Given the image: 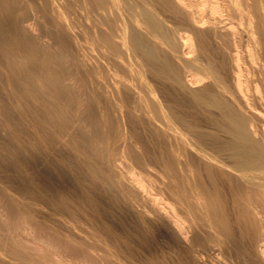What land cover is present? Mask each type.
Masks as SVG:
<instances>
[{
	"label": "bare ground",
	"instance_id": "bare-ground-1",
	"mask_svg": "<svg viewBox=\"0 0 264 264\" xmlns=\"http://www.w3.org/2000/svg\"><path fill=\"white\" fill-rule=\"evenodd\" d=\"M0 264H264V0H0Z\"/></svg>",
	"mask_w": 264,
	"mask_h": 264
},
{
	"label": "rangeland",
	"instance_id": "rangeland-1",
	"mask_svg": "<svg viewBox=\"0 0 264 264\" xmlns=\"http://www.w3.org/2000/svg\"><path fill=\"white\" fill-rule=\"evenodd\" d=\"M50 21H51V20H50ZM48 23H49V22H48ZM71 54H72V53H71ZM76 59L78 60V58H76ZM73 62H74V65H76L77 62L75 61V59H74ZM134 116H135V115H134ZM136 116H137V118L141 121V117H140V115H136ZM136 116H135V117H136ZM138 116H139L140 118H139ZM137 118H136V122H134V123H135L134 125H135V126L138 125L139 127L136 126V128H135V132H136V131L138 132V131L140 130V131H139V134H140L142 130L145 131V127L143 126L144 129H143L142 127H141L142 129L140 128V126H142V124H143V121H141V123L139 122V124H136V123H138V122H137V121H138ZM135 126H134V127H135ZM138 128H139V129H138ZM137 132L135 133L136 135L138 134ZM144 134H146V133L142 131V134H141V135L144 136ZM143 136H142V137H143ZM139 137H140V136H139ZM139 137H138V135L136 136V138H139ZM142 137H140L138 140L140 141V140L145 139V138H144L145 136L143 137V139H141ZM140 142H142V141H140ZM143 144H146L145 141H143ZM148 145H149V144H148ZM144 146H145V145H144ZM146 146H147V145H146ZM147 147H148V146H147ZM149 149H150V148H149ZM4 166H5V165H4ZM5 167H8V165H6ZM5 169H6V168H5ZM7 170H8V168H7ZM8 172H9V170H8ZM9 173L13 174V172H11V171H10ZM146 173H147V174H146ZM153 173H154V174H153ZM143 175H144L145 177H148V178L151 179L152 181L156 179V178H155V170H154L153 168H150V171L148 170L147 172H143ZM148 178H146V181H145V180H144V181L147 182V180H149ZM105 208H106V207H105ZM105 208H104V210H102V208H99V209L101 210V212H98V213H100L101 216L104 215V214H101V213H103L102 211L106 212V211H105Z\"/></svg>",
	"mask_w": 264,
	"mask_h": 264
}]
</instances>
